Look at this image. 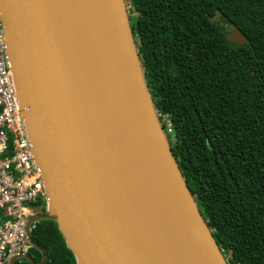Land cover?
Returning a JSON list of instances; mask_svg holds the SVG:
<instances>
[{"label":"water","instance_id":"95a60500","mask_svg":"<svg viewBox=\"0 0 264 264\" xmlns=\"http://www.w3.org/2000/svg\"><path fill=\"white\" fill-rule=\"evenodd\" d=\"M0 20L20 118L47 194L39 219L55 223L76 264H228L157 114L126 0H0ZM228 28L229 41L244 40ZM94 67L103 72L107 99ZM107 103L120 121L119 138L104 115ZM30 244L45 264L44 250L31 237ZM21 259L36 264L27 253L9 264Z\"/></svg>","mask_w":264,"mask_h":264},{"label":"trees","instance_id":"16d2710c","mask_svg":"<svg viewBox=\"0 0 264 264\" xmlns=\"http://www.w3.org/2000/svg\"><path fill=\"white\" fill-rule=\"evenodd\" d=\"M170 147L228 264H264V0H126ZM233 27L243 41H229ZM45 264H76L55 223ZM36 264L41 254H28ZM14 264H30L26 260Z\"/></svg>","mask_w":264,"mask_h":264},{"label":"built area","instance_id":"2783aa9c","mask_svg":"<svg viewBox=\"0 0 264 264\" xmlns=\"http://www.w3.org/2000/svg\"><path fill=\"white\" fill-rule=\"evenodd\" d=\"M47 210V194L33 163L6 58L0 20V264L27 253L36 213Z\"/></svg>","mask_w":264,"mask_h":264},{"label":"bare ground","instance_id":"6f19581e","mask_svg":"<svg viewBox=\"0 0 264 264\" xmlns=\"http://www.w3.org/2000/svg\"><path fill=\"white\" fill-rule=\"evenodd\" d=\"M81 11L78 9L76 10V21L81 23L82 22V19L84 16L81 15ZM86 45H83V48L84 50L90 52V55H91V59H93V47H92V44L90 43L89 40L85 39L84 40ZM92 78L94 80V82L96 83V86H98V92L104 97V98H108V95H109V91H108V87H107V84L105 82H103V72L94 67L92 69ZM104 115L106 117H109L110 119H112L113 121V127H112V136H114L115 138H119L121 137V129H120V121L118 118L115 117V112L112 108V106L107 103L105 109H104ZM129 152V149H128V146L125 142V144L123 145L122 147V154H128ZM139 172L136 171V173L134 174V178L135 179H140V176H139Z\"/></svg>","mask_w":264,"mask_h":264},{"label":"rangeland","instance_id":"374dc122","mask_svg":"<svg viewBox=\"0 0 264 264\" xmlns=\"http://www.w3.org/2000/svg\"><path fill=\"white\" fill-rule=\"evenodd\" d=\"M230 30H228V32H229ZM46 213V210L44 211V212H42V213H36V215L33 217V218H35V220L36 221H41L39 218L40 217H42V215H44ZM33 247H32V245H30V247H29V249H28V252H27V254H33Z\"/></svg>","mask_w":264,"mask_h":264}]
</instances>
